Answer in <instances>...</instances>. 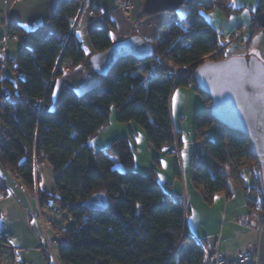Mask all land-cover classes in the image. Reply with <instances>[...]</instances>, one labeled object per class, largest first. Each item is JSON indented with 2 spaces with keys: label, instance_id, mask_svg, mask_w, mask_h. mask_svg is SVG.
<instances>
[{
  "label": "trees",
  "instance_id": "trees-1",
  "mask_svg": "<svg viewBox=\"0 0 264 264\" xmlns=\"http://www.w3.org/2000/svg\"><path fill=\"white\" fill-rule=\"evenodd\" d=\"M188 4L186 20H181L178 10L170 13L172 22L151 42L153 56L122 58L105 76L94 70L91 59L112 45L109 30L91 31L92 54L84 51L74 34L83 0H59L50 20L52 30L26 32L18 25L10 27L11 34L31 46L22 48L18 60L0 57V73L8 71L0 78V163L33 193L38 183L35 162L52 166L55 193L40 195V203L47 210L60 209L66 215L57 258L60 264L205 263L206 250L187 231L189 211L181 198L164 190L156 169L149 175L135 170L131 138H117L101 150L90 145L109 123L116 106L119 122H136L155 149L172 148L175 154L176 146L181 149L171 115V96L177 87H193L211 101L199 90L195 70L226 47L203 14L215 4L201 0ZM216 5L224 9L220 0ZM250 30L251 38L264 30V0H259ZM230 46L212 60L230 57ZM160 57L178 67L179 74L165 69L153 79L152 69ZM79 66L98 77L100 83L82 93L67 89L53 108L57 80L67 69ZM195 126L203 140L200 144L208 152L206 160L194 156L195 187L209 204L218 194L231 198L234 187L241 189L251 214L260 213L264 224L261 168L248 136L215 120L211 103L196 114ZM212 129L214 137L205 140V133ZM241 159L245 162L236 164ZM212 161L229 166V172H212L208 166ZM245 173L257 181L253 192L243 177ZM177 174L180 176L178 170ZM97 193L108 196L105 211L83 206ZM49 260L54 264L50 255Z\"/></svg>",
  "mask_w": 264,
  "mask_h": 264
},
{
  "label": "crops",
  "instance_id": "crops-1",
  "mask_svg": "<svg viewBox=\"0 0 264 264\" xmlns=\"http://www.w3.org/2000/svg\"><path fill=\"white\" fill-rule=\"evenodd\" d=\"M58 2L59 0H0V57L18 60L22 48L25 45L31 46L29 41H25L10 33V27L12 25H18L26 32H31L36 29L52 30L50 20L55 13ZM229 2V0H224L227 8L230 6L228 5ZM134 3L135 8L133 11L130 14H125L120 9L118 0H86L85 3L83 2L74 34L81 43L84 51L88 54L94 53L90 33L95 29H108L113 42L121 41L135 34L141 35L148 42H154L159 33H163L164 28L172 22L170 13L145 16L141 12L143 0H134ZM208 22L210 23L209 20ZM251 24L252 21L244 25L246 27L242 32L251 31ZM229 26V22H227L222 27H216L220 30L217 31L215 29L220 38L234 34L235 29L232 30ZM232 40L233 38L223 44L220 39V43L223 46H227ZM251 41L252 38L250 36L249 43ZM7 72L0 73V78H3ZM175 74L178 75L179 71ZM99 83L100 79L90 74L82 66L72 70L67 69L63 76L57 80L55 91H58V93L55 95L56 93L54 91L53 108L59 104L67 89H73L82 93L95 87ZM176 93H174V97ZM117 114L115 115L117 116ZM173 115L175 118L174 107ZM209 132H213V130ZM209 132L207 131L205 136ZM214 135L215 133L212 134L210 139ZM148 145L152 147L149 142ZM0 165L2 166L1 163ZM40 165L45 169L43 176L45 178L47 177L48 180L44 179L49 184L46 185L44 183L45 180L42 182L43 179L38 178L37 187L39 190H35L34 193L28 190L23 183L25 189H22L20 186L21 190L18 192L14 191L7 181L8 178L5 180L0 178V239L16 249L12 251L0 247V264H52L49 260V255L44 249L46 244L43 238L41 223V217L47 221L50 215L46 213L48 211L47 208L40 205L36 193H38L39 198L44 193H55V185L52 183L54 170L49 163ZM158 179L162 184L160 174H158ZM173 184L172 192L167 190L168 193L177 197H182V194L185 193L188 195L189 200L193 199L194 193L190 191L187 182L183 186H179L176 181ZM162 186L164 185L162 184ZM218 195L226 198L227 205L231 203L233 198V196L227 198L225 194ZM240 206V208H235L231 211L232 223L236 225V234L239 237L245 238L238 246V251L242 248H250L257 256L256 264H264V224L261 221V214H251L247 201L245 204L244 200H241ZM186 228L202 244L201 239L205 236L203 229L192 225L190 222ZM219 253L224 254L221 251ZM235 264H237V260Z\"/></svg>",
  "mask_w": 264,
  "mask_h": 264
},
{
  "label": "rangeland",
  "instance_id": "rangeland-1",
  "mask_svg": "<svg viewBox=\"0 0 264 264\" xmlns=\"http://www.w3.org/2000/svg\"><path fill=\"white\" fill-rule=\"evenodd\" d=\"M201 1L205 3L212 1L215 4L212 9L203 11V14L210 21V24L214 29H217L216 27H222V25L227 22H229L230 29H235L234 34L226 35L225 37L220 38L223 44L229 42L231 38H234L231 42L234 43L236 41V43L231 45L228 50V54L230 56L254 55L264 61V30L256 33L252 38L251 43H249L251 31L242 32V30L246 27L244 25L251 23L254 13L257 11L259 0H240V3L239 0H229L230 2L228 5L230 6H228V8L231 7V11H229L223 0L220 1L224 4V9L216 5L217 0ZM188 12V3L182 5L178 9V13L182 20H186ZM217 31L220 30L217 29ZM165 69H169L168 71L171 74H175L179 71L178 67H176L172 62L160 57L152 69V78L155 79L158 77L165 71ZM69 70H71V68H69ZM55 93V95H57L58 91H55ZM174 93H176L175 97ZM174 93L171 96L170 103L171 115L174 128L179 132L182 142L181 149L176 146L177 154L171 153L172 148H164L162 151H159L154 147H150L148 145L147 135L141 126H139L136 122H119L118 114L117 116L115 115L118 113L116 106H114L112 109L109 123L103 127L99 134L91 140L90 145L95 150H101L106 148V146L109 145L114 139L129 137L131 138L132 146L135 152L136 171L144 175H149L153 171H151V169H156L158 174H160L161 182L164 185L163 188L166 192H172L174 181H176L179 186H183V184L187 182L190 191H192L194 194L193 199L189 200V204H191L190 208L189 204L187 208V211L189 209V214L186 216V226L190 222L192 225L203 229L205 236H203L204 238L201 239V242L206 252L213 253L216 251H221L224 253V256L229 258L228 260L231 262V264H235L238 255V246L245 238L239 237L236 234V225L232 223L231 211L235 208L241 207V200H244V203L246 204V197L242 193L241 189L234 187V195L229 205L226 204V198L219 195L215 196L212 204H209L205 201L204 196L199 191V189L195 187L193 181L194 170L192 168L195 158L194 156L197 157V160L199 158L206 160L205 156L208 154L205 147L202 146L203 144H200V142L203 140L199 139L197 135L195 117L197 113L206 109L207 104L210 105L211 101H207L206 98L196 92L193 87H177ZM173 107L175 111V118L173 115ZM212 130L213 132L208 131L209 133L206 134L205 140L210 139L212 134L215 133V130ZM156 158H158L159 162H157ZM244 162L245 159H241V161L236 162V164H241ZM208 166L212 172H215L216 169L226 173L229 172V166L227 165H217L212 161L210 164H208ZM117 167L124 171L120 165ZM44 170L45 169L43 166L37 165V162H35V171L37 174L35 177L36 181H38V178H42V182L45 179L48 180L47 177L45 178L43 176L45 172ZM177 170L179 171L180 176L177 174ZM243 177L245 178L247 186L250 188L251 192H253V188L258 187L254 176L250 173H245ZM0 178H3L4 180L8 178L7 181L10 183L11 189L14 191L18 192L21 190L20 186L22 189H25L22 181L16 179V177H14L7 168L2 167L1 165ZM46 180L44 183L48 185L49 182ZM54 180L55 177L54 179L52 178V183H54ZM35 190H39L37 185H35ZM257 202L259 204L262 203V199L259 198ZM49 212L50 211L48 209L46 213ZM41 218L45 244L47 243V236L52 241L55 239L57 240L58 244L54 243L53 248L55 256L58 258L61 240L60 237H57L56 235L57 233L60 235L63 234L62 228L63 225L66 224V215H60L59 218L55 219L57 222H55V224L52 223L51 227L53 229H49L48 232L44 231V226L47 225V221L43 220V217ZM51 257L53 258V256ZM255 258L257 261V256ZM53 261H55L54 258Z\"/></svg>",
  "mask_w": 264,
  "mask_h": 264
},
{
  "label": "water",
  "instance_id": "water-1",
  "mask_svg": "<svg viewBox=\"0 0 264 264\" xmlns=\"http://www.w3.org/2000/svg\"><path fill=\"white\" fill-rule=\"evenodd\" d=\"M189 1L143 0L141 12L145 16L171 13ZM153 54L151 42L135 34L113 42L105 51L94 54L91 61L94 70L105 76L122 58L145 59ZM194 78L199 90L211 100L214 119L248 136L260 164L264 185V61L254 55L208 59L196 68ZM83 206L90 211H105L108 196L94 194Z\"/></svg>",
  "mask_w": 264,
  "mask_h": 264
},
{
  "label": "built area",
  "instance_id": "built-area-1",
  "mask_svg": "<svg viewBox=\"0 0 264 264\" xmlns=\"http://www.w3.org/2000/svg\"><path fill=\"white\" fill-rule=\"evenodd\" d=\"M14 1H19V0H14ZM84 2L86 0H83ZM119 2V7L120 9L125 13V14H130L133 9H134V0H118ZM73 30H75V28H73ZM233 42H231L230 44H228L226 47L224 48H220L218 49L215 53H213L211 56H209L207 59L213 58L214 56H217L218 54H220L221 52H223V50H225L226 48H228ZM37 199L39 200L40 203V198L38 196V193H36ZM181 200L183 202L184 208L187 211L188 208V204H189V197L188 195H186L185 193L183 194V196L181 197ZM41 205V203H40ZM49 218L47 220V225L44 226V231L48 232V230L53 229L51 227L52 223L55 224V222H57L55 219L59 218L60 215H63V212L60 209H56V208H49ZM49 221V222H48ZM55 231V230H54ZM56 233V231H55ZM191 237L194 238V240L200 244L199 240H197V238L191 234ZM57 237H60L61 240V244L63 242V236L62 234H58L56 235ZM47 243L45 245V251L47 253H49L50 256H53L54 260V264H60L57 257L55 256L54 253V248H53V244H58L57 240H51L48 236H47ZM0 247L4 248V249H9L12 251H15L16 249L11 246L9 243L5 242L4 240L0 239ZM255 254L253 253L252 250H250L249 248H242L238 251V255H237V264H256V258H255ZM52 258V259H53ZM204 264H230L228 258L226 256H224L223 254L219 253V252H206V256H205V263Z\"/></svg>",
  "mask_w": 264,
  "mask_h": 264
}]
</instances>
